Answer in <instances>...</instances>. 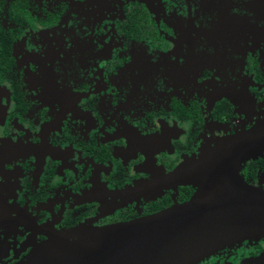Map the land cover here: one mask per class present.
<instances>
[{
  "label": "flooded vegetation",
  "instance_id": "obj_1",
  "mask_svg": "<svg viewBox=\"0 0 264 264\" xmlns=\"http://www.w3.org/2000/svg\"><path fill=\"white\" fill-rule=\"evenodd\" d=\"M262 124L264 0H0V264L185 202L214 177L192 160ZM238 173L264 188V149ZM194 264H264V237Z\"/></svg>",
  "mask_w": 264,
  "mask_h": 264
},
{
  "label": "water",
  "instance_id": "obj_2",
  "mask_svg": "<svg viewBox=\"0 0 264 264\" xmlns=\"http://www.w3.org/2000/svg\"><path fill=\"white\" fill-rule=\"evenodd\" d=\"M263 131L264 124L253 136L219 139L192 160L189 169L214 177L192 174L196 190L185 202L102 226L53 229L15 264H194L226 245L264 237V188L238 173L264 149Z\"/></svg>",
  "mask_w": 264,
  "mask_h": 264
},
{
  "label": "rangeland",
  "instance_id": "obj_3",
  "mask_svg": "<svg viewBox=\"0 0 264 264\" xmlns=\"http://www.w3.org/2000/svg\"><path fill=\"white\" fill-rule=\"evenodd\" d=\"M219 56H220V57H219V60L215 63V66H214L215 68H214V70H215V77L221 82V81H223L222 78H224L223 73H220V72H221V68H222V69H225V68L229 67L230 64H229V65H223V64H222L223 62H224L225 64H226V62H227V59H226L224 53L220 54ZM230 63H232V59H231ZM226 66H227V67H226ZM225 70H226V69H225Z\"/></svg>",
  "mask_w": 264,
  "mask_h": 264
}]
</instances>
